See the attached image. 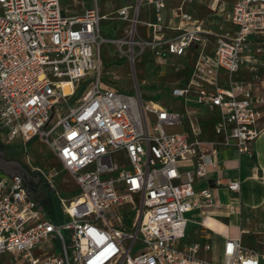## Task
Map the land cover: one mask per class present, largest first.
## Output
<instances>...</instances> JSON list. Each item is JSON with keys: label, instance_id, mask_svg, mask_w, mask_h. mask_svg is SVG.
I'll use <instances>...</instances> for the list:
<instances>
[{"label": "built area", "instance_id": "2783aa9c", "mask_svg": "<svg viewBox=\"0 0 264 264\" xmlns=\"http://www.w3.org/2000/svg\"><path fill=\"white\" fill-rule=\"evenodd\" d=\"M142 1L103 13L91 0L74 15L62 0H0V140L23 148L35 138L47 143L77 192L64 198L59 172L37 168L45 178L40 184L58 199L65 219L58 223L55 213L29 197L19 175L2 174L0 255H19L27 264H264V254L245 247L241 237L225 239L220 260L199 255L213 250L211 243L183 242L189 213L214 204L209 187L195 188L219 165L217 145L202 138L201 108L221 110L215 132L224 146L254 156L264 96L256 95L253 80L234 76L244 68L257 81L264 78V47L256 40L264 33V0H235L231 7L210 0L209 8L234 25L233 33H216L205 19H196L186 10L194 0H173L172 8L167 0H147L155 14L146 23L149 37L137 31ZM111 18L129 25L124 36L101 35V21ZM169 30L174 33L167 35ZM104 43L117 46L133 64L149 51L161 66L200 49L188 81L171 90L191 108L177 111L140 91L103 86ZM83 83V93L69 104ZM227 187L239 191L241 182L229 180ZM134 202L138 221L129 231L126 214L116 210ZM137 241L144 247L133 255Z\"/></svg>", "mask_w": 264, "mask_h": 264}, {"label": "crops", "instance_id": "0c3cea01", "mask_svg": "<svg viewBox=\"0 0 264 264\" xmlns=\"http://www.w3.org/2000/svg\"><path fill=\"white\" fill-rule=\"evenodd\" d=\"M84 1L85 4L82 0L73 2L64 0V2L70 4L69 9L74 15L81 13L85 6L92 4L91 0ZM220 1H225L229 7H231L235 0ZM137 2L138 0H98V5L101 12L111 13L121 6L131 5ZM209 2L210 0H194L192 3L186 5V10L196 19H205L210 29L216 33H233L235 29L234 25L226 21L219 13L213 12L209 8ZM176 4L177 3L173 0H167L168 8H172ZM200 6H202V11H200ZM138 18L139 23L137 25V31L140 35L144 36V34H148L149 32L146 23H151L155 20L154 7L152 4L148 3L147 0L142 1ZM106 20L120 19L111 18ZM166 20H169V15H166ZM128 29L129 25L126 23L122 36L127 33ZM173 33L172 30H169L167 35ZM210 39L213 40L214 38L211 37ZM256 40L260 41L259 43L264 47V33L256 37ZM199 50L198 48L189 50L186 56L191 55L193 64L190 67L184 68V70H187L185 72L187 77L185 76V79L176 81V86H182L188 81ZM212 51L213 46L209 44L206 47V52L211 53ZM261 55L264 57V52ZM174 58L180 57L169 58V64L170 60ZM263 73L264 70L262 71V74ZM221 75L223 85H227L226 74L222 72ZM234 78L253 80L257 86L256 95L264 96V78L257 81L253 77V74L244 68L238 72ZM103 84V86H107V83ZM179 100L182 108H177V111H184L186 108H191L189 104L185 105L183 100ZM165 105L173 108V106L168 103ZM191 105H193V103H191ZM259 110L262 113V117L257 123L260 134L253 143V157L246 154H239L234 146H224L222 144L224 141L223 135L215 132V124L222 115L219 108H216L214 111L201 108L197 115L203 131L202 138L217 145L218 151L216 157L219 161V165L210 170L207 178L195 182V188L197 190L207 187L212 190L214 193V204L198 207L189 213L186 235L183 242L211 243L213 245V250H201L199 252L200 256L207 259H221V248L225 239L228 237H241L245 247L259 254H264V103L259 105ZM185 128L186 124L178 126L175 129L176 131H181ZM0 146L8 159H17L10 155V148H19L20 144L9 145L10 147H7L8 145H4L0 140ZM52 157L54 156L52 155ZM22 165L24 166V163H22ZM2 174L7 173L0 169V176ZM229 180H239L241 182L240 190L236 192L229 190L227 187V182ZM40 186L41 184L38 182V189H40ZM38 189L35 191V195L33 194L34 197L39 192ZM231 205L235 208L234 212L230 209ZM53 208L54 207H52V209ZM202 253H206L208 256H204Z\"/></svg>", "mask_w": 264, "mask_h": 264}, {"label": "rangeland", "instance_id": "374dc122", "mask_svg": "<svg viewBox=\"0 0 264 264\" xmlns=\"http://www.w3.org/2000/svg\"><path fill=\"white\" fill-rule=\"evenodd\" d=\"M62 4L67 5L68 3L62 0ZM200 8V11H202V6ZM203 10L205 12L204 8ZM125 26L126 22L121 20H103L101 22L100 32L103 37H122ZM144 37H149V34H144ZM101 58L103 83H107L111 87L116 86L122 88L128 92L137 93L140 91L147 100L154 99L163 104L168 103L173 106L174 110L182 108L180 100L171 95V90L176 86V81L183 80L187 77L185 75L187 70H184V68L190 67L193 64L191 55L171 59L170 64L168 62L165 66H161L156 62L155 55L146 51L142 55L137 56L135 64H133L130 58L121 54L117 46L112 43H104L101 47ZM86 86L87 83H83L74 95L69 96V104H75L76 99L81 96ZM55 122L56 118L51 125ZM60 131L61 128L55 131L53 137L58 135ZM7 147L10 146L8 145ZM10 155L19 159L29 170L34 172H37V168L39 167L55 168L60 174L58 177L60 194L66 199H71L77 193L72 177L63 165L52 157L50 148L44 141L35 138L25 148H10ZM120 162L122 164H129L125 158ZM38 191L35 198L44 205H48L51 202V206H54L53 212H50L51 215L57 216L56 221L58 223L63 222L65 219L59 216L60 206L55 195L49 192L45 185H41ZM116 212L126 214L123 222L129 231H134L139 214L137 202L123 204ZM64 235L67 243H69L70 238L66 230L64 231ZM53 242L56 244V251L62 253L61 241L55 239ZM143 247L142 242L137 241L132 254H137ZM202 255L208 256L206 253H202ZM0 264H27V262L19 255L4 254L0 255Z\"/></svg>", "mask_w": 264, "mask_h": 264}, {"label": "water", "instance_id": "95a60500", "mask_svg": "<svg viewBox=\"0 0 264 264\" xmlns=\"http://www.w3.org/2000/svg\"><path fill=\"white\" fill-rule=\"evenodd\" d=\"M0 169L12 176L19 175L21 179L24 181L26 193L29 195L30 198L33 195V191H36L38 189V182L45 179L39 172L31 171L26 166H23L21 161H19L18 159H8L4 151L1 149V146H0ZM26 172L30 176H35L34 179L36 181L30 180V177L26 178L25 176ZM32 184L35 185L34 188Z\"/></svg>", "mask_w": 264, "mask_h": 264}, {"label": "flooded vegetation", "instance_id": "af4514ba", "mask_svg": "<svg viewBox=\"0 0 264 264\" xmlns=\"http://www.w3.org/2000/svg\"><path fill=\"white\" fill-rule=\"evenodd\" d=\"M25 176H26V178H29V177H30V180L36 181V180L34 179V178H35V176H30V175H28V173H27V172L25 173ZM33 183H34V182H33ZM34 184H35V183H34ZM34 184H32V185H33V188H34V186H35ZM35 193H36V192H35V191H33V194H34V195H35Z\"/></svg>", "mask_w": 264, "mask_h": 264}, {"label": "trees", "instance_id": "16d2710c", "mask_svg": "<svg viewBox=\"0 0 264 264\" xmlns=\"http://www.w3.org/2000/svg\"><path fill=\"white\" fill-rule=\"evenodd\" d=\"M25 166V165H24ZM52 205V203L50 202V203H48V205H44L45 206V208L48 210V211H50V212H53L52 211V207H54V206H51Z\"/></svg>", "mask_w": 264, "mask_h": 264}]
</instances>
